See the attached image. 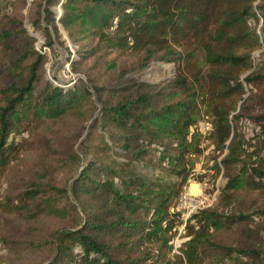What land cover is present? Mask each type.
Here are the masks:
<instances>
[{"label":"trees","instance_id":"16d2710c","mask_svg":"<svg viewBox=\"0 0 264 264\" xmlns=\"http://www.w3.org/2000/svg\"><path fill=\"white\" fill-rule=\"evenodd\" d=\"M62 32L81 77L56 85L33 34L53 49ZM151 60L172 75L125 77ZM201 106L215 145L227 142L213 164L224 184L174 254ZM0 177L16 218L57 222L29 233L0 216L3 247L46 253L33 264H264V203L237 199L264 197V0H0ZM230 227V243L216 240Z\"/></svg>","mask_w":264,"mask_h":264},{"label":"rangeland","instance_id":"374dc122","mask_svg":"<svg viewBox=\"0 0 264 264\" xmlns=\"http://www.w3.org/2000/svg\"><path fill=\"white\" fill-rule=\"evenodd\" d=\"M259 25L260 23L255 24L251 21V26H255V29H257ZM33 36L35 37L34 48L44 56L45 74L51 83L54 82L53 84L56 85L63 83L68 84L75 80L77 77H81L80 74L73 73V71L70 69L71 62L75 61L77 57L75 53V47L70 44L63 32L62 36L65 38L66 47H62L56 42H53V49L47 46H43V40L39 36L35 34H33ZM262 55V48H258L252 52L251 70L259 66ZM89 63L90 60H86L84 62V65H87ZM172 73L173 65L171 63L151 60L144 68L128 72L125 77L131 80H143L147 82L158 83L160 80L170 77ZM244 96L245 95H243L242 97ZM87 130L88 127L85 131ZM239 130L244 134V136L249 137V135L255 130V128L248 123H240ZM210 132L211 116L208 112H206L205 108L201 106L195 123L189 128V133H194L197 136L200 153L191 158L193 167L192 170H190L185 183H202V186L207 193L214 194L215 198L213 205H215L219 191L224 184V178L221 174V171L216 172L213 164L218 163L220 158L225 154L227 142L223 143L222 146L217 147L212 139V136L210 135ZM84 134L85 132L80 137V139L84 136ZM4 190L5 184L0 177V216L11 219V223L19 226L21 229L26 230L29 233L33 232L36 228H41L44 232H46L47 230L55 228L57 226V222L55 220L47 217L34 219L16 218L3 205ZM190 190L191 192H195L196 186L190 185ZM237 193V199L243 201L248 207L264 203V197L259 196L256 193H248L243 189H238ZM1 233L8 234V230L2 224H0V234ZM186 233L187 230L185 233L180 234L177 239H175V241H173L172 243L170 242L172 253H181L179 249L182 243L187 239ZM235 234L236 232L234 231V227H230L226 230H217L214 233V236L219 242L230 243L233 240ZM173 235H175V232H173ZM173 235L171 229V237ZM46 258V253L39 249L35 250L33 248L23 246L21 248L12 250L3 247L0 244V264H33L41 262Z\"/></svg>","mask_w":264,"mask_h":264},{"label":"built area","instance_id":"2783aa9c","mask_svg":"<svg viewBox=\"0 0 264 264\" xmlns=\"http://www.w3.org/2000/svg\"><path fill=\"white\" fill-rule=\"evenodd\" d=\"M190 185L196 186L195 192H191ZM214 198V194L207 193L200 182L184 183L180 187L175 206L177 222L172 228V235L173 232H175V235L171 237V243L175 241L180 234L186 232L188 225L194 224V215L202 209L210 207L214 202Z\"/></svg>","mask_w":264,"mask_h":264},{"label":"bare ground","instance_id":"6f19581e","mask_svg":"<svg viewBox=\"0 0 264 264\" xmlns=\"http://www.w3.org/2000/svg\"><path fill=\"white\" fill-rule=\"evenodd\" d=\"M192 186V185H191Z\"/></svg>","mask_w":264,"mask_h":264}]
</instances>
